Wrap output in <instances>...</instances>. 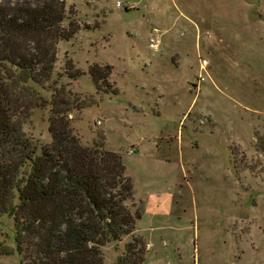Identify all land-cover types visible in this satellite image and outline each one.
I'll return each instance as SVG.
<instances>
[{"label":"rangeland","instance_id":"obj_1","mask_svg":"<svg viewBox=\"0 0 264 264\" xmlns=\"http://www.w3.org/2000/svg\"><path fill=\"white\" fill-rule=\"evenodd\" d=\"M38 1L0 0V9ZM61 3L60 25L74 32L49 39V77L24 83L36 99L17 113L21 131L36 147L49 142L60 95L82 143L121 153L142 209L144 264H264V0ZM93 63L111 65L115 93L96 89ZM17 71L0 62V81ZM129 239L105 244L102 264H115ZM3 245L13 246V229L0 215ZM0 264L18 257L0 254Z\"/></svg>","mask_w":264,"mask_h":264},{"label":"trees","instance_id":"obj_2","mask_svg":"<svg viewBox=\"0 0 264 264\" xmlns=\"http://www.w3.org/2000/svg\"><path fill=\"white\" fill-rule=\"evenodd\" d=\"M61 2L0 9V62L18 70L0 81V215L13 229V246L3 245L0 254H16L19 264H102V247L128 236L115 264H144L146 243L135 226L142 209L134 207L132 178L121 153L103 141L82 143L60 95L52 99L49 142L36 147L21 131L17 113L28 115L36 99H31L34 88L24 83L49 77L55 51L49 39H67L74 32L71 21L66 28L60 25ZM111 68L89 67L96 89L115 93L108 81Z\"/></svg>","mask_w":264,"mask_h":264},{"label":"built area","instance_id":"obj_3","mask_svg":"<svg viewBox=\"0 0 264 264\" xmlns=\"http://www.w3.org/2000/svg\"><path fill=\"white\" fill-rule=\"evenodd\" d=\"M117 6H119L121 3L119 1L116 2ZM160 42V38H159V33H158V29L157 28H152V32L151 34L149 35L148 39H147V43H148V47L153 49V50H156L157 47H158V44ZM204 62L205 60L202 59L200 64H199V68H200V74L203 73L205 70H204ZM202 78V76H201ZM99 122V121H98ZM129 152H133V148L129 149Z\"/></svg>","mask_w":264,"mask_h":264},{"label":"crops","instance_id":"obj_4","mask_svg":"<svg viewBox=\"0 0 264 264\" xmlns=\"http://www.w3.org/2000/svg\"><path fill=\"white\" fill-rule=\"evenodd\" d=\"M203 66H204V65H203ZM204 68H205V67H204ZM184 115H185V114L183 113V115L181 116V119H182V117H183ZM179 122H180V120H179ZM179 122H178V123H179ZM135 150H136V148H135ZM133 152H134V151H133ZM147 244H148V243H147Z\"/></svg>","mask_w":264,"mask_h":264}]
</instances>
